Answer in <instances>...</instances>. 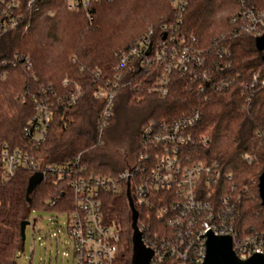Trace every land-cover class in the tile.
Wrapping results in <instances>:
<instances>
[{
	"label": "trees",
	"instance_id": "trees-1",
	"mask_svg": "<svg viewBox=\"0 0 264 264\" xmlns=\"http://www.w3.org/2000/svg\"><path fill=\"white\" fill-rule=\"evenodd\" d=\"M241 1L189 0L182 16L183 34L199 48L214 50L221 36L234 30L231 19ZM243 1L249 7L264 8V0ZM46 8L54 9L53 14L31 13L27 33L11 29L0 34V61L20 52L33 62L31 69L9 68L7 78L0 80V156L3 144L29 150L44 164L66 163L80 154L94 172L116 175L127 169L142 149L141 133L151 120L173 121L200 111L202 117L195 130L197 135L207 136L209 143L189 148V153L205 163H219L224 175H232L241 193L238 230L264 235V206L257 182L264 172V61L255 36L241 34L221 43L230 49L226 70L238 74L244 85L254 75L259 76L247 108L245 86L200 94L187 78L173 74L169 93L161 95L151 89L153 77H144L139 68L115 69L119 51L132 45L149 26L158 28L175 21L171 0H104L94 5L92 20L84 10H69L62 4L49 3ZM119 72L123 74L121 87L105 129L118 133L124 157L104 150L101 141L105 129L99 132L96 125L105 107L104 101L96 98V89ZM65 77L83 93L74 105H56L49 136L34 149L23 135L35 112L34 98L41 84H52L57 96L72 91V84L63 85ZM245 154L254 159L248 162ZM34 175L31 169L21 167L12 180L3 182L0 167V264H18L21 224L30 220L33 209L66 213L74 209L72 192L52 175L44 176L29 192ZM52 200L55 205L50 204ZM102 202L107 219L121 228L124 252L113 264H132L131 208L125 184L120 192L102 193ZM136 209L140 227L142 223L152 228L163 226L152 215L150 221L145 208L136 205Z\"/></svg>",
	"mask_w": 264,
	"mask_h": 264
},
{
	"label": "built area",
	"instance_id": "built-area-1",
	"mask_svg": "<svg viewBox=\"0 0 264 264\" xmlns=\"http://www.w3.org/2000/svg\"><path fill=\"white\" fill-rule=\"evenodd\" d=\"M104 0H0V34L11 29L27 33L31 27V13L50 15L54 9L49 3L62 4L69 10H84L90 20L96 3ZM111 1V0H108ZM176 11L173 23L149 26L147 31L132 45L118 53L115 69L139 68L144 77H153L151 89L167 95L173 74L187 78L200 94L222 92L245 86V106L250 108L253 89L259 76H253L249 84L229 70L225 59L230 49L222 42L241 34L255 38L264 33V8L249 7L243 0L238 12L232 17L235 25L230 34H223L214 50H204L189 42L182 32V16L189 0H171ZM75 60V57L72 58ZM24 66L33 68L29 55L15 52L10 58L0 61V80L7 78L9 68ZM123 74L108 79L96 89V98L104 101L105 107L96 125L102 132L113 116L118 89ZM64 86L73 85V90L57 96L52 84H41L35 97V112L23 129V135L34 149L46 142L58 103L74 105L83 90L65 77ZM264 85V81H263ZM200 111L173 121L151 120L142 130V149L130 161V166L119 174H100L91 170L81 155L61 164H44L29 150L12 149L3 144L0 156L1 180H12L21 167L33 172L52 175L72 192L74 209L68 214L64 232L69 237L71 264H113L122 252L121 228L110 222L105 214L102 193L120 192L129 182L134 205L147 211L163 226L152 228L146 223L139 226L146 247L153 250L150 264H203L207 255L209 234L232 237L233 249L241 259L255 253L264 254V235L259 232L241 233L236 222L239 217L241 193L231 174L224 175L219 163H205L189 153L188 149L208 146L209 138L199 136L196 126ZM251 161V155H244ZM55 205L56 201H50ZM152 215V216H151ZM59 232V231H58ZM51 236H57L53 234ZM60 251L43 264H60ZM67 255L64 251L63 256ZM61 264H64L62 258Z\"/></svg>",
	"mask_w": 264,
	"mask_h": 264
},
{
	"label": "rangeland",
	"instance_id": "rangeland-1",
	"mask_svg": "<svg viewBox=\"0 0 264 264\" xmlns=\"http://www.w3.org/2000/svg\"><path fill=\"white\" fill-rule=\"evenodd\" d=\"M103 132L101 146L104 150L117 157L122 155L124 143L119 142L118 133L109 129H105ZM67 221L68 214L66 212L42 208L33 209L30 215V223L26 226L22 249L17 255L18 264H43L46 258L55 257L58 250L60 251L59 263L61 264L62 258H64V264H71L73 255H69V237L64 232ZM53 234H57V236H51ZM64 251L67 253L65 256H63ZM123 252L124 247L122 246L121 254Z\"/></svg>",
	"mask_w": 264,
	"mask_h": 264
},
{
	"label": "water",
	"instance_id": "water-1",
	"mask_svg": "<svg viewBox=\"0 0 264 264\" xmlns=\"http://www.w3.org/2000/svg\"><path fill=\"white\" fill-rule=\"evenodd\" d=\"M259 50L263 52L264 61V33L256 38ZM44 177L42 172H36L29 183V192L36 187L37 183ZM259 195L264 206V172L258 179ZM127 198L131 208V228L133 238L132 264H150L153 257V250L145 246L142 240V232L138 226L139 212L136 209L127 183ZM30 220H25L21 224L22 246L25 238L26 226ZM203 264H264V254L255 253L247 259H241L233 249L232 237L229 235L216 236L209 234L207 238V255Z\"/></svg>",
	"mask_w": 264,
	"mask_h": 264
}]
</instances>
